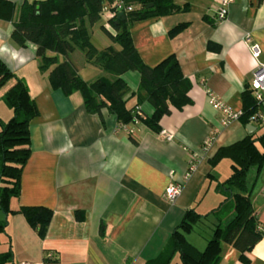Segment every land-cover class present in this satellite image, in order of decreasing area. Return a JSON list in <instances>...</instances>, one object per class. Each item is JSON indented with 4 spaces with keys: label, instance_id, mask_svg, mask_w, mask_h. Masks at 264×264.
<instances>
[{
    "label": "crops",
    "instance_id": "1",
    "mask_svg": "<svg viewBox=\"0 0 264 264\" xmlns=\"http://www.w3.org/2000/svg\"><path fill=\"white\" fill-rule=\"evenodd\" d=\"M11 1L18 5L24 0ZM174 2L188 9L135 22L130 29L144 63L153 66L173 54L191 82L192 102L171 109L160 120V132L171 134L170 141L138 121L120 125L106 109L100 117L88 113L79 92L66 96L51 89L48 70L38 68L35 45H16L10 37L12 23L0 20V59L27 84L38 109L29 125L31 149L20 175L19 195L10 199L9 208L45 206L52 211L46 235L40 238L21 213L0 208V222L7 221L0 232V254L10 248L13 264H144L163 249L187 209L204 215L184 233L198 250L205 247L215 225L233 215L232 203L220 189L231 161L223 158L212 165L210 159L220 146L260 134L264 121H250L251 133L239 120L221 127V115L208 103L206 91L240 111L244 86L256 65L264 63V0H233L221 21L215 18L218 0ZM103 20L90 29L97 48L112 45L99 28ZM179 23L187 27L169 37L168 31ZM246 33L259 46L257 58L243 41ZM208 42L219 50H208ZM68 58L85 81L108 76L86 62L80 50ZM121 78L136 91L137 71H126ZM134 103L130 98L128 104ZM135 110L150 115L153 108L144 101ZM11 112L0 114V121L9 119ZM259 113L264 117V102ZM212 131L213 142L203 150L202 141ZM225 161L228 173L222 175L217 166ZM192 163L195 169L185 177ZM244 181L257 229L264 232V166L258 173L256 167L249 168ZM169 183L181 185L174 202L164 195ZM224 199L221 210L212 213ZM47 252L52 256L45 262ZM245 255L248 262L242 263L239 252L221 242L218 264H264V234Z\"/></svg>",
    "mask_w": 264,
    "mask_h": 264
},
{
    "label": "trees",
    "instance_id": "2",
    "mask_svg": "<svg viewBox=\"0 0 264 264\" xmlns=\"http://www.w3.org/2000/svg\"><path fill=\"white\" fill-rule=\"evenodd\" d=\"M116 1L24 0L16 5L11 0H0V20L12 23L10 37L16 45H35L38 68L40 71L48 70L47 80L51 89H59L66 96L79 92L90 114L100 117L102 109H106L120 125L138 121L158 133L163 116L169 114L171 109L180 110L192 102L188 94L191 82L183 75L173 54L153 66L144 63L133 44L130 29L135 22L186 11L188 8L186 5L178 6L174 0H121L125 5H131V10L123 11V17L117 18L118 12L113 17H103V6L113 10ZM102 18L104 20L99 28L112 45L97 48L91 42L90 29ZM105 22L109 27L104 25ZM186 27L187 23L175 25L168 31L169 37ZM114 45L119 48L116 49ZM206 48L218 51L219 45L208 42ZM74 50L82 51L86 62L97 65L108 76H100L92 81L83 80L68 58ZM129 70L139 73L136 91H131L121 78ZM8 81L12 83L2 97L12 116L6 122L0 121V208L5 213H21L37 235L44 238L52 217L51 209L45 206H20L16 210L9 208L10 199L19 195L20 175L31 149L29 125L37 116L38 109L27 84L0 59V88ZM132 97L135 103L129 105ZM144 101L153 108L150 115L135 110ZM262 102L255 101L249 85L244 86L239 117L243 126L250 123V116L260 111ZM255 121L258 124L261 122ZM223 158L231 161L230 174L220 184V189L232 203L231 218L216 224L205 247L198 250L185 239L184 233L189 232L204 215L194 208L187 209L163 249L144 264H170L175 256L178 257V264H218L221 242L239 252L240 262H248L245 254L264 232L257 229L250 189L244 180L249 168L256 167L258 173L264 166V131L220 146L210 163L215 165ZM225 200L212 213L221 210ZM6 222H0V232H4ZM100 232L103 233V228ZM50 258L45 255V262ZM0 264H13L10 248L0 254Z\"/></svg>",
    "mask_w": 264,
    "mask_h": 264
},
{
    "label": "built area",
    "instance_id": "3",
    "mask_svg": "<svg viewBox=\"0 0 264 264\" xmlns=\"http://www.w3.org/2000/svg\"><path fill=\"white\" fill-rule=\"evenodd\" d=\"M233 2V0H218V6L216 7L215 18L217 21L223 20L228 14V7ZM114 8L111 10L107 6H103L102 13L105 17H113L119 11H128L131 10V5H125L123 1L117 0L114 3ZM106 27H109L108 23H104ZM243 41L250 51L251 55L254 58H257L260 49L256 42H254L250 35L246 33L243 37ZM249 88L251 90V94L256 102L260 103L264 101V63H258L254 70L252 71L251 79L249 82ZM206 96L208 99V103L210 106L218 111L221 115L220 117V126L225 127L228 126L232 121L239 120L241 115L240 111L232 110L228 105H226L221 99H219L216 95H214L211 91H206ZM250 121H264V117L259 112L254 113L250 116ZM163 138L167 141L172 139V135L167 133L165 130L160 132ZM216 131H212L210 135L204 138L202 141V149L208 150L213 142L214 135ZM195 169V165L192 163L189 165L188 170L185 174V177H188L191 172ZM181 192V185L176 183H169L164 191V195L169 202H174ZM50 253L46 254V257H51ZM20 264H37V263H29V262H21ZM44 264V263H40ZM58 264V263H56Z\"/></svg>",
    "mask_w": 264,
    "mask_h": 264
},
{
    "label": "rangeland",
    "instance_id": "4",
    "mask_svg": "<svg viewBox=\"0 0 264 264\" xmlns=\"http://www.w3.org/2000/svg\"><path fill=\"white\" fill-rule=\"evenodd\" d=\"M95 27H97V23H95ZM11 83H12L11 81H8V82H7L2 88H0V114H2L3 112H6V111H11V109H9V108L6 106V104L4 103L3 97H1V96H3L4 91L7 89L8 86H10ZM11 116H12V112H11L10 117H11ZM5 120H6V119H5ZM7 120H8V119H7ZM7 120H6V121H7ZM6 121H4V122H6ZM262 131H264V127H262V128L259 129V132H262ZM225 163H227V161H225V162H221V163L217 166L218 171L221 172L222 175L228 173V167H227V165H226ZM212 184H214V183H212ZM230 205H231V203H230ZM225 212H226V210H224V211L221 213V215H222L221 217H223V215L225 214ZM177 262H178V259H177V257H175V258L172 260V262H171L170 264H178Z\"/></svg>",
    "mask_w": 264,
    "mask_h": 264
},
{
    "label": "water",
    "instance_id": "5",
    "mask_svg": "<svg viewBox=\"0 0 264 264\" xmlns=\"http://www.w3.org/2000/svg\"><path fill=\"white\" fill-rule=\"evenodd\" d=\"M123 16H124L123 11H119V12L117 13V18H119V17H123ZM250 126H251L250 124H249V125H246V128H247L248 133H251V131L248 130V128H249Z\"/></svg>",
    "mask_w": 264,
    "mask_h": 264
}]
</instances>
